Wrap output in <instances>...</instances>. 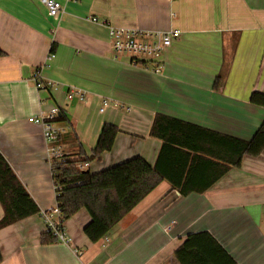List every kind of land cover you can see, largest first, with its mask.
<instances>
[{"label":"crops","instance_id":"crops-1","mask_svg":"<svg viewBox=\"0 0 264 264\" xmlns=\"http://www.w3.org/2000/svg\"><path fill=\"white\" fill-rule=\"evenodd\" d=\"M59 1L63 11L51 17L40 0H0V153L39 209L55 205L57 195L43 127L30 118L52 110L66 128L62 149L91 173L137 156L155 166L164 144L151 134L157 115L207 130L165 132L184 142L187 170L195 156L186 186L203 191L183 195L164 179L97 242L84 232L86 209L64 220L71 245L45 243L34 214L0 229V264H179L174 252L203 231L237 264H264V150L214 183L223 165L208 153L229 148L211 132L251 140L264 121V107L250 102L253 91L264 93V0ZM93 17L181 34L159 60L135 58L115 52L108 27ZM70 88L84 99H69ZM105 123L120 129L112 150L84 161ZM181 150L168 148L161 161L177 180L187 159Z\"/></svg>","mask_w":264,"mask_h":264},{"label":"trees","instance_id":"trees-1","mask_svg":"<svg viewBox=\"0 0 264 264\" xmlns=\"http://www.w3.org/2000/svg\"><path fill=\"white\" fill-rule=\"evenodd\" d=\"M55 51L52 47L51 53ZM5 55L0 49V56ZM146 63V61H142ZM252 104L264 107V93L255 90L250 95ZM61 112L59 121H64ZM184 130L201 131L199 126L183 122L174 118L157 115L151 134L164 139L158 161L155 166L150 165L144 158L137 156L97 173L83 170L78 167L79 162L69 155L61 162H54L52 166L53 179L59 186L57 202L59 203L64 219L67 220L86 209L90 215V221L86 224L84 232L93 242L105 237L111 229L121 221L129 212L138 206L157 186L169 179L174 187H178L183 195L194 190L187 187L191 181L194 157L189 162V152H184L178 145L184 142L176 138L166 137L165 132ZM120 129L112 123H105L101 129L92 157L84 161L100 158L105 152L111 151ZM222 140H227L229 148L227 153L219 154L209 151L212 162L219 167L218 175L212 177L210 183H214L224 175L230 167L240 166L245 155L258 156L264 150V121L251 140H242L234 137L223 136L211 132ZM168 148L181 150L186 153L185 163L181 168V177L177 180L168 175L161 167V161ZM80 156L82 152H80ZM211 161V160H210ZM217 161V162H216ZM187 170V172H185ZM203 189V188H202ZM0 202L4 209V216L0 220V229L16 223L34 214L40 213V209L32 199L15 172L0 153ZM45 243L57 241L55 237L45 232ZM179 264H237L228 252L207 231L191 234L184 243L174 252ZM3 256L0 251V262Z\"/></svg>","mask_w":264,"mask_h":264},{"label":"built area","instance_id":"built-area-1","mask_svg":"<svg viewBox=\"0 0 264 264\" xmlns=\"http://www.w3.org/2000/svg\"><path fill=\"white\" fill-rule=\"evenodd\" d=\"M46 6L49 16L57 17L63 11V4L59 0H40ZM92 20L100 22L108 27L110 41L113 49L117 53L129 54L135 58H147L152 61L159 60L164 52L179 38L181 32L177 29L172 30H145L140 28H131L125 26H112L106 20H99L98 17H93ZM50 56H53L51 53ZM159 72L160 68H155ZM38 75H36L37 79ZM39 87H53L57 85L51 80L41 82L38 80ZM85 94L81 89L70 88L68 98L84 99ZM110 100L103 101V110L108 106ZM117 105V104H116ZM127 110H130L128 108ZM59 116L58 110H52L48 114H43L36 117H31L30 120L39 123L43 127V135L47 142L48 158L51 162V167L54 162H61L66 159L67 153L59 144L61 135L66 128L57 124L56 120ZM80 169L81 166L78 165ZM59 186L55 184L56 195L58 196ZM40 217L45 227V232L55 237L60 243L71 245L72 237L66 232L64 226V216L62 209L57 202L55 205L40 210ZM75 251L79 252L75 249Z\"/></svg>","mask_w":264,"mask_h":264}]
</instances>
